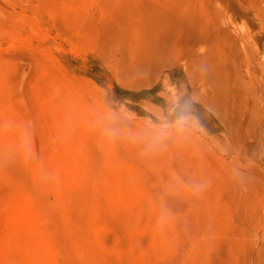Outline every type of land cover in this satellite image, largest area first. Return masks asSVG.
<instances>
[{
	"label": "rangeland",
	"instance_id": "1",
	"mask_svg": "<svg viewBox=\"0 0 264 264\" xmlns=\"http://www.w3.org/2000/svg\"><path fill=\"white\" fill-rule=\"evenodd\" d=\"M5 104L0 264H264V0H0Z\"/></svg>",
	"mask_w": 264,
	"mask_h": 264
},
{
	"label": "bare ground",
	"instance_id": "2",
	"mask_svg": "<svg viewBox=\"0 0 264 264\" xmlns=\"http://www.w3.org/2000/svg\"><path fill=\"white\" fill-rule=\"evenodd\" d=\"M75 100H71V102H74ZM75 105L70 106V108L72 110L78 111V112H82L83 114H85L87 116V118H89V120H95V122H99V124H97L98 129H102L104 130V128H106L105 126H102L105 123V117L101 114L95 113L94 111H92L87 104L85 103H81V102H77L74 103ZM0 111L2 113V115L5 118H8L10 120H12L24 133L25 137L27 138V140H34V130H32V125L31 123L29 124V121L23 117L21 114H18L17 112L13 111L12 109H10V107L5 104V105H1L0 106ZM107 129V128H106ZM103 133V131L101 132ZM113 138V137H112ZM118 139V138H117ZM0 153H2V150L0 148ZM116 164V163H114ZM131 164L130 163H125V164H117L114 165V171H120L121 169H125V167H130ZM60 175L64 176L66 179L68 178L69 180L72 179V184H74L76 181H80L82 183H88V185L93 188V192L92 194H90V196L88 198H90L86 203V207L89 209L90 212H92L96 215L100 209V205L98 203H100V195L98 194V192L104 188V186L108 183H110V179L109 178H104L102 181V183H97V182H92L88 180L86 175H82L80 176V178L75 179L72 178L69 174L67 173H60ZM143 187V185L141 186ZM135 188H138V186H135ZM31 192H27L26 196H32L30 194ZM23 216H27L24 213L22 214ZM171 217H175L174 213L170 214ZM33 217V216H32ZM31 217V218H32ZM51 246L56 249L57 248V243L54 239H51ZM56 260V259H55Z\"/></svg>",
	"mask_w": 264,
	"mask_h": 264
}]
</instances>
